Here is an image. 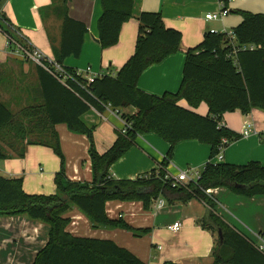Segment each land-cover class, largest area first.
Returning <instances> with one entry per match:
<instances>
[{"label": "crops", "instance_id": "0c3cea01", "mask_svg": "<svg viewBox=\"0 0 264 264\" xmlns=\"http://www.w3.org/2000/svg\"><path fill=\"white\" fill-rule=\"evenodd\" d=\"M60 1V2H59ZM133 19L126 22L117 45L103 50L99 44L98 21L102 15L101 0H67V14L88 28L80 58L69 57L63 66L90 77H116L135 53L138 38V18L143 12L159 13L168 28L182 34L181 50L162 63L148 68L138 81V88L150 95H176L183 81L188 49L200 45L208 32L226 33L242 22L240 14H264V0H232L230 14L223 19L207 20L208 14L221 10L220 0H134ZM55 2V3H54ZM59 2V3H58ZM63 0H4L1 11L11 21L10 35L0 30V100L13 113L15 120L0 135V145L7 155L0 159V174L6 178H22L24 191L32 195L55 193V176L61 161L52 146L59 140L65 158V173L72 182L92 183L93 172L86 135L75 133L64 125L51 126L44 112V99L39 79V67L16 53L12 43L25 39L31 46L54 59L61 46L63 17L54 7ZM45 13V14H44ZM182 107L206 116L209 108L202 103L194 109L184 100ZM135 108L124 113L135 115ZM254 122L252 133L244 137V122ZM94 129L95 149L99 154L112 148L124 129L121 115L111 108H90L81 117ZM222 125L238 139L224 152V164L242 167L251 161L264 166V111L254 109L245 115L240 110L226 113ZM170 144L155 134L138 136L128 153L110 170L115 180H136L158 168L166 159ZM211 147L198 141L177 145L167 171L197 168L202 170L210 160ZM23 154L22 156H19ZM201 168V169H199ZM215 205V213L233 229L250 236L264 233V197L245 198L226 188L206 192ZM111 220L123 219L134 230H149L147 235L135 236L126 230L92 229L89 220L76 208L67 218V231L75 237L110 240L137 256L145 264H213L218 235L200 221L212 211L205 201L193 198L187 204L175 202L162 208L145 211L141 202L110 201L106 204ZM180 222L182 229H168ZM48 225L27 216L0 218V264H34L37 254L49 241Z\"/></svg>", "mask_w": 264, "mask_h": 264}, {"label": "trees", "instance_id": "16d2710c", "mask_svg": "<svg viewBox=\"0 0 264 264\" xmlns=\"http://www.w3.org/2000/svg\"><path fill=\"white\" fill-rule=\"evenodd\" d=\"M3 1L0 0V30L10 35L12 24L1 11ZM66 2L63 0L53 9L63 17L62 41L55 57L62 66L69 57L80 58L88 33L84 23L68 16ZM220 2L229 8V0ZM101 6L97 27L99 44L106 50L118 44L123 25L133 19L135 1L101 0ZM234 13L243 18L232 30L234 37L208 32L200 45L187 50L183 81L176 95L157 97L138 88V81L148 68L162 63L182 47L181 32L168 28L159 13L140 14L135 53L116 77L103 76L88 84L76 72L64 67L75 78L65 86L39 68L43 109L50 125L64 124L70 131L89 139L93 182L68 179L58 139L52 146L61 161V170L54 180V194H27L22 178H6L0 174V218L24 215L50 228L49 241L37 254L34 264H145L113 241L72 236L67 231L71 223L67 214L76 208L89 220L92 229H120L142 237L149 233L148 229L134 230L123 219L111 220L106 204L110 201L141 202L145 211H151L158 199L173 205L175 202L187 204L193 198L205 201L212 208L200 223L217 235L219 230L223 233V243L219 239L216 242L213 264H264V257L253 249L245 235L214 212L216 205L206 195L208 190L226 188L245 198L264 197V166L260 162L251 161L242 167L213 163L221 153L223 139L230 143L238 139L222 125L223 116L237 110L245 115L254 109L264 111V14ZM11 45L16 47L14 43ZM182 100L194 109L205 103L209 114L202 116L182 107L179 104ZM108 105L129 127L127 134L121 133L111 149L99 154L95 149L94 129L88 128L81 117L90 108L102 110ZM131 107L137 110L135 115L124 113ZM14 120L13 113L0 100V135ZM151 133L171 146L163 163L136 180L113 179L112 166L130 151L138 136ZM184 141L209 145L210 160L197 184L173 189L165 168L177 145ZM6 157L0 145V159Z\"/></svg>", "mask_w": 264, "mask_h": 264}, {"label": "built area", "instance_id": "2783aa9c", "mask_svg": "<svg viewBox=\"0 0 264 264\" xmlns=\"http://www.w3.org/2000/svg\"><path fill=\"white\" fill-rule=\"evenodd\" d=\"M231 1L232 0H229V4ZM220 4H221L220 12L217 14H208L206 16L207 20L223 19L224 17L230 14L229 9L224 6V3L220 2ZM219 34H227L229 37H234L233 31H229L226 33H219ZM15 45H16L15 49L17 54L21 55L22 58L26 60H31L32 62H34L39 68L45 70L55 79H57L60 83L67 86L68 81H75L74 76L69 74L65 70L64 66L58 64L54 59L49 58L39 49L31 46L28 42H26L25 39L21 38V41L15 42ZM76 75L82 76L80 73L77 72ZM96 79L97 78L95 77H90L87 79V83L92 84L95 82ZM128 127L129 125L124 121V129L121 132L123 135L127 134ZM253 128H254V122L250 119H246L244 122L243 136L248 137L252 133ZM229 145H230V141L226 138L223 139L221 143V153L215 160H213L214 164L223 163L224 152ZM205 168L206 166L202 168V170H198L197 168L192 167L184 170H178L174 174L169 173L166 169L167 171L166 178L171 180L172 183L171 186L173 189L187 188L190 184H197L200 181ZM164 206H165V201L163 199H158L154 204L155 208H162ZM168 229L173 232H179L182 229V224L180 222L174 223L173 225L169 226ZM235 230L240 234H243L240 230L237 229ZM245 238L247 239L249 244L253 247V249L264 257V233L262 232L254 233V234L252 233L250 236L245 235Z\"/></svg>", "mask_w": 264, "mask_h": 264}, {"label": "water", "instance_id": "95a60500", "mask_svg": "<svg viewBox=\"0 0 264 264\" xmlns=\"http://www.w3.org/2000/svg\"><path fill=\"white\" fill-rule=\"evenodd\" d=\"M237 188H243L244 186H236ZM218 239L220 240L221 244L223 243L224 237H223V233L222 230L218 231Z\"/></svg>", "mask_w": 264, "mask_h": 264}, {"label": "rangeland", "instance_id": "374dc122", "mask_svg": "<svg viewBox=\"0 0 264 264\" xmlns=\"http://www.w3.org/2000/svg\"><path fill=\"white\" fill-rule=\"evenodd\" d=\"M199 169H201V168H199Z\"/></svg>", "mask_w": 264, "mask_h": 264}]
</instances>
